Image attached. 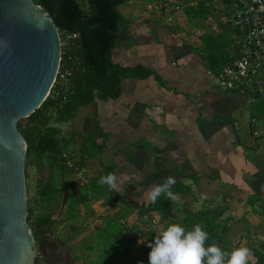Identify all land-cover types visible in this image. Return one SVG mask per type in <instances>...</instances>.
Wrapping results in <instances>:
<instances>
[{
    "label": "crops",
    "instance_id": "1",
    "mask_svg": "<svg viewBox=\"0 0 264 264\" xmlns=\"http://www.w3.org/2000/svg\"><path fill=\"white\" fill-rule=\"evenodd\" d=\"M174 1L181 9L173 13L172 25L165 23L170 14L161 7L165 0H125L119 5L129 29L112 49V60L151 74L124 78L117 99L95 97L75 117L58 124L71 139L67 153L79 163L78 172L64 182V187H77L69 185L67 192L90 184L106 170H112L118 189H123L121 195L107 186L110 193L98 198L88 189L93 216L83 203L78 208L85 217L78 243L92 233L99 242L98 230L112 217L127 234L140 230L132 246L109 248L104 242L118 264L147 258L137 248H150L165 225L156 213L139 217L138 212L150 204L149 189L169 176L175 179L172 188H178L171 221L184 217L183 206L210 218L222 212L218 225L223 243L263 251L264 101L222 90L206 73L217 61L214 45L221 63L237 56L239 36L226 23L231 7L226 0ZM252 117L260 120L258 136L251 131Z\"/></svg>",
    "mask_w": 264,
    "mask_h": 264
},
{
    "label": "trees",
    "instance_id": "2",
    "mask_svg": "<svg viewBox=\"0 0 264 264\" xmlns=\"http://www.w3.org/2000/svg\"><path fill=\"white\" fill-rule=\"evenodd\" d=\"M33 1L51 13L57 23L61 38L59 71L49 95L33 113L17 122V128L27 145L25 165L27 185L32 168L36 169L37 174L47 173L46 181L38 187L39 197L45 207L42 211L35 212L27 189V221L35 243L44 245L61 223L67 233L63 242L73 241L83 232L84 228L78 223V218L81 216L79 205L83 203L86 213L91 216L94 214L87 201L88 189L92 190L95 198L102 196V192L110 193L107 185L99 183L101 176L112 173V170H106L99 178L84 185L81 189L69 190L65 202L67 206L64 218L53 219L54 212L48 204L59 199L64 200V182L74 171L73 168L67 166L66 161L72 160L76 167L79 164L73 160L72 155L67 153L71 139L60 132L58 124L75 117L79 109L93 102L95 97L117 99L121 93V81L124 78H146L151 71L141 67H124L112 60V49L119 43V37L129 29V21L118 10L119 5L125 0ZM226 2L230 7L233 4V0H226ZM206 12L208 9L204 13ZM214 51L212 56L217 61L211 65V68L221 67L233 60L221 63L216 45H214ZM55 178H57L56 181H54ZM171 191L175 193L178 188H171ZM173 210L172 201L161 196L155 204L150 202L148 206L140 207L138 215L143 217V215L151 216L152 213H156L159 215V222L165 226L174 223L181 224L188 230L200 224L209 234L206 245L217 241L225 251L233 250L227 241L223 243L224 235L218 225V218L222 212L210 218L207 212L193 213L183 206L181 211L184 217L173 222L171 221ZM116 220L117 218L112 217L105 222L102 229L98 230L97 248L99 246L105 248L104 242L109 248L132 246L136 242L140 230L127 234ZM113 225L114 229H112ZM92 248L88 247L90 250ZM137 249L147 257L139 264H148L150 248L145 249L139 246ZM252 255L254 264H264V245L263 251L253 250ZM117 257L105 248L93 264H118Z\"/></svg>",
    "mask_w": 264,
    "mask_h": 264
},
{
    "label": "water",
    "instance_id": "3",
    "mask_svg": "<svg viewBox=\"0 0 264 264\" xmlns=\"http://www.w3.org/2000/svg\"><path fill=\"white\" fill-rule=\"evenodd\" d=\"M61 38L49 11L33 0H0V264H34L27 221L26 141L17 128L49 95ZM63 193L66 199L68 186Z\"/></svg>",
    "mask_w": 264,
    "mask_h": 264
},
{
    "label": "built area",
    "instance_id": "4",
    "mask_svg": "<svg viewBox=\"0 0 264 264\" xmlns=\"http://www.w3.org/2000/svg\"><path fill=\"white\" fill-rule=\"evenodd\" d=\"M161 7L170 13L165 23L172 25L173 13L181 9L180 5L165 0ZM226 23L238 33L237 56L206 73L222 90L248 93L252 101H264V0H233ZM259 125L260 120L252 117L250 126L254 136L259 135L256 129ZM66 164L78 172L72 160L68 159Z\"/></svg>",
    "mask_w": 264,
    "mask_h": 264
},
{
    "label": "clouds",
    "instance_id": "5",
    "mask_svg": "<svg viewBox=\"0 0 264 264\" xmlns=\"http://www.w3.org/2000/svg\"><path fill=\"white\" fill-rule=\"evenodd\" d=\"M99 183L124 194L122 188L118 189V178L114 173L101 176ZM174 184L172 176L161 184H154L147 192L149 201L155 204L161 196L176 200L177 196L171 191ZM208 240L209 234L200 224L191 230L181 224L162 225L154 242L149 244L148 264H250L253 259L251 249L246 246L228 252L217 241L206 245Z\"/></svg>",
    "mask_w": 264,
    "mask_h": 264
},
{
    "label": "rangeland",
    "instance_id": "6",
    "mask_svg": "<svg viewBox=\"0 0 264 264\" xmlns=\"http://www.w3.org/2000/svg\"><path fill=\"white\" fill-rule=\"evenodd\" d=\"M46 177H47L46 172H44L42 175L40 173L37 174L36 169L32 168L30 178L28 179V185L26 183V186H28L27 189L29 191L28 196L32 200V205L36 213L42 211L45 208L43 206L44 205L43 201L39 197L38 187L41 185V183L46 181ZM56 180L57 178L54 179V181ZM66 206H67L66 203H63L61 199L49 203L48 207L53 209L54 212L52 216L53 219H63ZM81 218H85V217H80V219ZM80 219L78 223L82 224L83 223L82 219L81 220ZM33 220L34 219H32V221ZM114 228L115 226L113 225L112 229ZM66 234L67 233L63 228V223H61L60 225H58L57 229L50 236V238L52 237L55 240L61 241V244L65 246L62 247V253L60 257V260L62 259V261H60V264H93L94 259H96V257H100V254H102L105 251V248H103V246H99V248H97L98 241L95 243L94 239L96 238V236L94 235V233H92L91 236L82 239L81 242L77 244L76 247L74 248H72L73 246L71 241L63 242L65 240V237L67 236ZM85 234L86 232L83 233V235ZM81 237L82 235L80 237H76L75 240H73V242H77L78 240L81 239ZM89 246L93 248L92 250H90V253L87 254L84 252V250ZM37 264H44V262L42 259H39Z\"/></svg>",
    "mask_w": 264,
    "mask_h": 264
},
{
    "label": "flooded vegetation",
    "instance_id": "7",
    "mask_svg": "<svg viewBox=\"0 0 264 264\" xmlns=\"http://www.w3.org/2000/svg\"><path fill=\"white\" fill-rule=\"evenodd\" d=\"M71 242L72 248L76 247L77 244H73V241ZM62 247L65 246L61 244V241L55 240L52 237L44 245H37L35 243L36 257L34 264H37L39 259H42L44 264H60V261H62V259L60 260Z\"/></svg>",
    "mask_w": 264,
    "mask_h": 264
}]
</instances>
